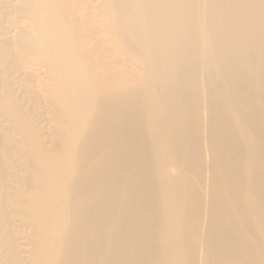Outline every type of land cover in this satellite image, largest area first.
<instances>
[{
    "label": "bare ground",
    "instance_id": "1",
    "mask_svg": "<svg viewBox=\"0 0 264 264\" xmlns=\"http://www.w3.org/2000/svg\"><path fill=\"white\" fill-rule=\"evenodd\" d=\"M0 264H264V0H0Z\"/></svg>",
    "mask_w": 264,
    "mask_h": 264
}]
</instances>
